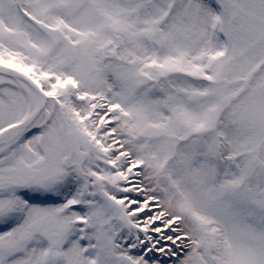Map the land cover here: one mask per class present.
I'll return each mask as SVG.
<instances>
[{"label": "snow or ice", "instance_id": "obj_1", "mask_svg": "<svg viewBox=\"0 0 264 264\" xmlns=\"http://www.w3.org/2000/svg\"><path fill=\"white\" fill-rule=\"evenodd\" d=\"M0 264H264V0H0Z\"/></svg>", "mask_w": 264, "mask_h": 264}]
</instances>
